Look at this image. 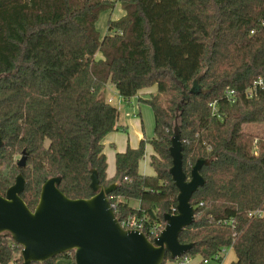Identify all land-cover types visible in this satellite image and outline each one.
Instances as JSON below:
<instances>
[{
    "label": "trees",
    "instance_id": "16d2710c",
    "mask_svg": "<svg viewBox=\"0 0 264 264\" xmlns=\"http://www.w3.org/2000/svg\"><path fill=\"white\" fill-rule=\"evenodd\" d=\"M117 3L124 15L101 39L99 16ZM260 77L264 0H0V195L22 172L31 209L54 176L67 197L90 198L96 169L102 185L118 183L109 195L117 218H142L150 238L176 213L169 147L177 121L185 172L211 161L191 198L196 220L180 235L193 244L185 255L232 248L231 264H264V133L243 128H264V87L250 93ZM110 83L125 99L157 89L139 95L153 109V136L116 154L112 178L103 139L119 128V110L107 99ZM147 144L153 175L139 170ZM5 239L0 264H22V247ZM59 258L75 264L73 251L45 264Z\"/></svg>",
    "mask_w": 264,
    "mask_h": 264
},
{
    "label": "water",
    "instance_id": "95a60500",
    "mask_svg": "<svg viewBox=\"0 0 264 264\" xmlns=\"http://www.w3.org/2000/svg\"><path fill=\"white\" fill-rule=\"evenodd\" d=\"M3 146L0 132V148ZM169 153V173L178 189L176 213L164 214L166 225L154 239L121 226L109 198L118 183L102 185L96 169H91L90 198L67 197L59 189L62 177L54 176L43 183L32 209L21 196L26 179L20 172L5 195H0V238L6 242L5 237L10 236L22 247V264H45L71 251L75 264H163L167 257H181L193 246L181 243L180 235L196 220L191 198L205 184L201 170L211 161L198 159L190 174L185 172L182 131L177 121ZM18 165H26L25 155Z\"/></svg>",
    "mask_w": 264,
    "mask_h": 264
},
{
    "label": "crops",
    "instance_id": "0c3cea01",
    "mask_svg": "<svg viewBox=\"0 0 264 264\" xmlns=\"http://www.w3.org/2000/svg\"><path fill=\"white\" fill-rule=\"evenodd\" d=\"M117 5L120 6L119 3H117L116 6ZM104 12H107V13H103V14H107L105 15V17L110 16L111 12L110 13H108L109 11H104ZM123 15H124V10L121 8L120 16H117L116 18L111 16L109 18L119 19ZM100 16L102 15L100 14ZM100 16L96 23L97 30L100 29L99 26ZM101 27H105L104 21H102ZM105 29L106 28H103V30ZM98 57L99 58L101 57L100 53L98 54ZM151 88H154V90H151ZM156 90H157L156 86L144 88L140 90L139 93L133 96L132 98L125 99L121 95H119L114 85H112L111 83L108 85L107 99L119 110V120H118L119 128L107 134L103 139L104 153L106 154L107 162H108L107 174L109 178H112L115 175L116 154L118 152L125 151L128 146L135 148L139 145L142 138L146 137L148 139L153 136L154 130H152L151 132V129L153 128V120H155L153 109L151 108V106L140 102L139 95L147 97L148 95L155 93ZM152 152H153L152 146L150 144H147L145 158L141 160L139 164V170L143 174L153 175L155 173L153 167L150 165V155L152 154ZM133 201H135L137 205H133L132 204ZM129 203L133 207L139 206V202L137 200H130ZM231 252L232 255L229 257ZM235 259H236L235 252L233 249H230L227 256L225 257L224 263L231 264ZM66 260L67 261L65 264H72L71 260L69 259ZM55 264H61L60 258L56 261Z\"/></svg>",
    "mask_w": 264,
    "mask_h": 264
},
{
    "label": "built area",
    "instance_id": "2783aa9c",
    "mask_svg": "<svg viewBox=\"0 0 264 264\" xmlns=\"http://www.w3.org/2000/svg\"><path fill=\"white\" fill-rule=\"evenodd\" d=\"M257 87H264V78L260 77L259 79H257L254 84L252 89L250 90V93L252 92V90H255ZM234 94V91H228L227 95L229 96L228 98L231 100H234V97H232ZM263 215V213H262ZM120 221V220H119ZM121 226L124 229H135V230H140L141 232L143 227H144V221L142 218H138L136 216H131V217H127L125 219H123L122 221H120ZM165 227V226H164ZM159 227L153 229L151 231V236L152 237H148L150 240L154 239L155 237H157L159 235V233L162 231V229H158ZM232 248H223L219 253H217L216 255H214L213 257L210 258H203L201 259V261L198 264H225V257L227 256L229 250ZM192 256L189 255H182L179 258L174 259L176 264H189L190 262H192Z\"/></svg>",
    "mask_w": 264,
    "mask_h": 264
},
{
    "label": "rangeland",
    "instance_id": "374dc122",
    "mask_svg": "<svg viewBox=\"0 0 264 264\" xmlns=\"http://www.w3.org/2000/svg\"><path fill=\"white\" fill-rule=\"evenodd\" d=\"M111 12V13H110ZM103 13H107V12H102L100 16V20H99V26H100V29H98L99 31V34H100V38L103 39L104 36L106 35V32H107V24H108V20L110 19L109 17H114L116 18L117 16H120L121 15V8L120 6H116L113 10L109 11L108 13H110V16L108 17H105V15L107 14H103ZM109 15V14H108ZM102 21H104V26L105 27H101V23ZM103 28H106L105 30H103ZM113 85V84H112ZM151 90H154V88H151ZM112 104V103H111ZM154 121L153 120V128L151 129V132L152 130H154ZM245 130H249V131H254L255 133H264V128L263 126L261 125H256V124H246L244 125L243 127ZM133 205H137V203L135 201L132 202ZM232 255V252L230 253L229 257ZM67 258H60V263L61 264H65L66 263V260ZM202 257L201 256H195L194 258H192V262H190L189 264H198L200 261H201ZM166 264H176L174 259H167V262Z\"/></svg>",
    "mask_w": 264,
    "mask_h": 264
}]
</instances>
